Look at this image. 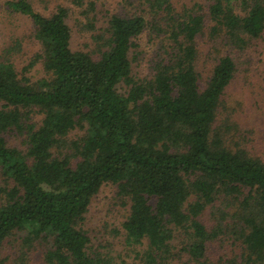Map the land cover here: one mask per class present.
I'll return each instance as SVG.
<instances>
[{"label":"trees","instance_id":"16d2710c","mask_svg":"<svg viewBox=\"0 0 264 264\" xmlns=\"http://www.w3.org/2000/svg\"><path fill=\"white\" fill-rule=\"evenodd\" d=\"M145 1L171 28L163 55L142 77L131 67L134 40L147 27L141 14H112L98 32L86 22L97 43L88 52L70 46L67 7L44 15L29 0L4 1L7 12L29 20L38 48L19 69L10 59L18 39L0 53V247L20 232L22 249L41 246L44 264H128L92 248L82 227L92 197L109 182L127 206L120 228L132 264H167L182 254L190 264H214L208 243L223 234L239 250L218 264H264V162L228 145L233 125L217 121L235 63L216 56L200 88L195 36L203 16L187 11L175 20L170 0ZM207 16L211 34L243 48L264 29V0H212ZM36 62L43 75L32 79L27 70ZM73 129L80 134L69 137ZM12 132L24 150L7 144L3 134ZM217 199L234 208L232 221L221 211L207 228L200 216Z\"/></svg>","mask_w":264,"mask_h":264},{"label":"rangeland","instance_id":"374dc122","mask_svg":"<svg viewBox=\"0 0 264 264\" xmlns=\"http://www.w3.org/2000/svg\"><path fill=\"white\" fill-rule=\"evenodd\" d=\"M4 1L0 0V53L8 44L18 39L20 48L11 51L10 59L17 69L25 65L37 52V44L31 37V23L21 15L9 13L5 10ZM212 0H170L172 16L176 18L183 13L195 12L203 16V27L195 36L197 49V70L199 71V87L202 88L207 78L210 64L220 54L232 57L236 71L233 79L226 86L222 97V108L218 115V123L227 119L233 125V131H227L230 146H238L251 156L258 157L264 162V29L257 38L248 42L243 48H237L228 43L223 32L211 34L212 22L207 16V7ZM32 7L41 14L48 15L56 5L68 8L67 23L71 33L70 46L78 50H94L96 41L92 32L85 29L86 22H92L94 32L105 26L110 15L137 13L144 16L147 27L135 38V46L131 49V67L135 77L148 76L156 61L163 55L169 41L166 34L171 22L164 11L154 12L145 0H83L80 8L72 6L66 0H29ZM91 4V6L89 5ZM156 24V29L150 25ZM163 30V31H161ZM27 74L32 79L43 75L39 62L34 63ZM30 119H39L38 113L29 114ZM80 131L73 129L68 136L79 135ZM9 146L24 150L23 137L20 133L3 134ZM62 152L64 150L62 149ZM6 186L0 175V189ZM115 185L104 183L92 197L82 222L92 248H95L112 261L132 264L133 253L124 245L121 222L127 214V206L123 200L115 197ZM0 190V201H1ZM153 203V199L150 200ZM217 199L213 208L208 207L200 216L207 228L215 225V220L221 211L225 212V223L232 221L231 214L234 208ZM234 223V222H233ZM16 232L7 237L0 247L2 264H44L41 255V246L34 245L28 251L22 249L20 235ZM239 250L237 242L229 234L208 243L207 259L218 264L224 257L234 255ZM182 254V253H181ZM167 264H190L185 255L168 261Z\"/></svg>","mask_w":264,"mask_h":264}]
</instances>
